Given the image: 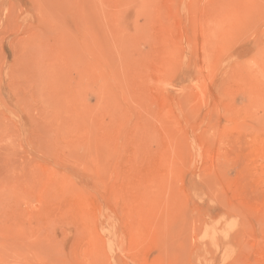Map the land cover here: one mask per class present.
<instances>
[{
    "label": "rangeland",
    "instance_id": "rangeland-1",
    "mask_svg": "<svg viewBox=\"0 0 264 264\" xmlns=\"http://www.w3.org/2000/svg\"><path fill=\"white\" fill-rule=\"evenodd\" d=\"M263 49L264 0H0V264H264Z\"/></svg>",
    "mask_w": 264,
    "mask_h": 264
},
{
    "label": "bare ground",
    "instance_id": "bare-ground-1",
    "mask_svg": "<svg viewBox=\"0 0 264 264\" xmlns=\"http://www.w3.org/2000/svg\"><path fill=\"white\" fill-rule=\"evenodd\" d=\"M263 50H264V49H263ZM262 54H264V53H262ZM262 58H263V56H262ZM89 208H90V207H89ZM92 210H93V209H92ZM99 215H100V214H99ZM100 216H101V215H100ZM98 222H99V221H98ZM105 222H106V221H105ZM107 222H108V221H107ZM107 222H106V224H107ZM98 224H100V223H98ZM110 224H111V223H110ZM106 226H108L107 228L110 229V228H109V227H110L109 224L106 225ZM101 228H102V227H101ZM101 228H100V229H101ZM105 229H106V228H105ZM101 230H102V229H101ZM106 230H107V229H106ZM89 231H90V230H89ZM110 232H111V231H110ZM105 240H106V239H105ZM108 245H109V243H108ZM107 247H108V246H107Z\"/></svg>",
    "mask_w": 264,
    "mask_h": 264
}]
</instances>
